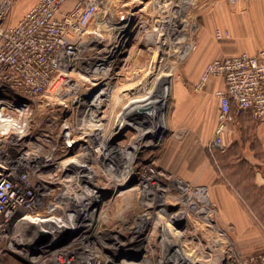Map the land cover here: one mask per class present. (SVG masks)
<instances>
[{"label": "rangeland", "instance_id": "obj_1", "mask_svg": "<svg viewBox=\"0 0 264 264\" xmlns=\"http://www.w3.org/2000/svg\"><path fill=\"white\" fill-rule=\"evenodd\" d=\"M30 1L17 2L11 23L20 20ZM258 2L107 0L61 58L56 77L41 96L20 101L0 94L9 122L0 128L5 133L0 137V171L12 173L31 203L1 231L7 249L0 264H34L39 259L37 264H56L54 258L58 263L61 253H75L78 264H172L181 256L187 264H247L264 252V207H245L239 197V206L231 203L225 189L218 196L220 204L213 195L215 179L226 187L238 183L240 193L248 169L231 166L223 157L229 151L213 146L209 102L202 107V94L194 90L206 64L217 57L212 56L215 50L225 44L213 34L217 26H226V20L218 24L219 16L242 14ZM159 97L160 103L141 108ZM136 111L145 123L132 121ZM147 131L154 133L144 138ZM102 144L112 146L117 159L122 153L130 156L124 160H129L121 178L124 185H116L102 169ZM235 154L242 158V149ZM73 161L88 166L93 178L83 170L69 171ZM227 189L236 195L231 184ZM76 195L78 201H101L80 216L91 215V227L35 235L34 224L22 220L51 214L72 222L69 213ZM23 233L25 240L31 237L27 253L52 241L55 247L32 253L34 260L25 257L26 251L20 254L19 245L9 250ZM90 251L97 257L83 263Z\"/></svg>", "mask_w": 264, "mask_h": 264}, {"label": "built area", "instance_id": "obj_2", "mask_svg": "<svg viewBox=\"0 0 264 264\" xmlns=\"http://www.w3.org/2000/svg\"><path fill=\"white\" fill-rule=\"evenodd\" d=\"M19 0H0V94L9 93L25 101L43 94L56 77L55 70L73 42L82 37L107 0H37L17 23H11ZM238 4L242 0H227ZM72 6L69 8V6ZM217 78L224 80L218 90V123L213 146L228 149L230 122L243 112L264 120V48L255 54H238L210 62L194 85L198 93ZM8 101V100H7ZM0 128L9 122L0 100ZM5 133L1 132L0 137ZM12 173L0 171V261L5 244L1 231L21 211L31 206L20 192ZM24 218V217H22ZM247 264H264V252Z\"/></svg>", "mask_w": 264, "mask_h": 264}, {"label": "crops", "instance_id": "obj_3", "mask_svg": "<svg viewBox=\"0 0 264 264\" xmlns=\"http://www.w3.org/2000/svg\"><path fill=\"white\" fill-rule=\"evenodd\" d=\"M33 2L34 0H31L27 4L23 13L32 7L31 4H33ZM223 20H226L224 23L226 26H217L213 34L217 42H224L225 44H223L221 48L215 50L212 56L217 57L211 59L206 66L218 58L235 56L243 53L255 54L260 49L264 48V0H259L256 6L253 5L251 8H247L245 11L243 10L242 14H221L218 19V24H221ZM218 36H221L220 38L225 41H219ZM224 87L225 84L222 78L213 79L209 85L206 86L204 91L201 92L202 95L200 96V105L202 107L205 106L207 101L209 102V107L212 111L209 113L210 121L214 122L212 125L215 126L213 127L214 130L218 123L219 112V98L216 92L224 89ZM239 128L243 136L242 134L239 136ZM227 141L228 149L226 152H229L223 157L226 156L225 160L227 161L231 160V166L233 167L239 168L241 165L246 167L248 169V174L242 177L243 184L241 185L242 190L240 193L237 190V187H239L238 183L232 184V182L227 181L229 183L227 187L231 184L233 190L237 192L236 195L231 194L224 184H218L216 179L215 183L212 181L213 186L211 189L217 203L220 204V202H218V196L223 193L225 189L227 197L231 196V203L238 204L239 206L240 203L236 201V197H239L245 207H264V120H255L248 111L241 113L239 117L234 118L230 122V131ZM240 148L242 149V158L235 154L239 152ZM223 157L220 156V159L222 160ZM211 168L214 170L213 167ZM215 178L219 180V176ZM234 180L237 182L235 177ZM245 181L247 183L246 185H244ZM245 188H247V190Z\"/></svg>", "mask_w": 264, "mask_h": 264}, {"label": "bare ground", "instance_id": "obj_4", "mask_svg": "<svg viewBox=\"0 0 264 264\" xmlns=\"http://www.w3.org/2000/svg\"><path fill=\"white\" fill-rule=\"evenodd\" d=\"M167 75V74H166ZM163 81V80H162ZM166 81V80H165ZM164 81V82H165ZM164 82H162V83H164ZM161 83V82H160ZM168 83V82H167ZM166 84V83H165ZM166 86V85H165ZM170 86H171V84H170ZM166 89H167V86H166ZM106 91V90H105ZM163 91V90H162ZM163 94V93H162ZM159 95V94H158ZM161 95V94H160ZM150 96V95H149ZM165 97V96H164ZM156 99V98H155ZM151 101H145V102H143L142 104V106H141V108H143V107H145V106H148V105H151V103H160L161 102V100H162V98H160L159 97V99H157V100H153V99H150ZM164 100V99H163ZM143 101V100H142ZM2 104H0V106H1ZM152 107V106H151ZM141 110V109H140ZM152 110V109H151ZM144 112H145V110H144ZM148 112V111H147ZM134 114V113H133ZM139 113H137V111L135 112V114L134 115H132L131 117H132V121L134 122V123H138V124H143V122H144V119H143V121L142 120H138V118L136 117V116H140L141 117V115L139 114ZM128 115V114H127ZM130 116V115H129ZM96 118H98V115H96L95 116ZM199 117V116H198ZM130 119V118H129ZM153 119V118H152ZM147 120V119H146ZM145 120V121H146ZM100 121V120H99ZM137 121V122H136ZM139 121V122H138ZM98 122V121H97ZM95 123H96V121H95ZM145 123V122H144ZM127 125H133V124H130V123H128ZM154 126V125H153ZM150 127H152V126H150ZM8 128V127H7ZM2 130V129H1ZM98 132L100 131H102V128H99V129H96ZM4 132V131H3ZM22 132V131H21ZM24 133V132H23ZM152 133H154V132H152V131H150V132H145L144 134H143V137L145 138V135H150V134H152ZM98 136V138H100V136H99V134H97ZM24 138H23V136H22V139H21V141L23 140ZM143 138H141V140H142ZM13 141H15V138H13ZM2 142V141H1ZM20 143V142H19ZM52 145V144H51ZM49 147V146H48ZM111 147L112 146H108V145H106V144H102V145H100L99 146V149H98V159H99V161H100V164L102 165V169L106 172V173H108V174H110L112 177H113V182H115L116 183V185H118V186H122V185H124V183H125V179H124V182L122 181V176H125V165H126V163L130 160V156L127 158L126 157V154H124V156H123V153L121 154V157L122 158H120V159H117V157H116V155H113L112 154V152H110L111 151ZM49 149V148H48ZM52 149V148H51ZM56 150V149H55ZM39 151V150H38ZM58 151V150H57ZM127 152V150H125V153ZM57 153V152H56ZM129 155V154H128ZM83 158V157H82ZM87 159V158H86ZM125 159H129V160H126V161H124ZM51 159H48L47 160V162L48 161H50ZM90 160V159H89ZM87 161V160H86ZM80 162V161H79ZM79 162H76V161H73L72 162V164L71 165H73V167L72 168H70L69 169V171H73V172H79V171H81V170H83V171H86V175H91L92 176V178H93V174H94V172L93 171H91L90 169H88V166H86V165H84V163L83 164H80ZM24 163V162H23ZM26 163V162H25ZM24 163V164H25ZM82 163V162H81ZM87 163V162H86ZM20 164V163H19ZM35 164V163H34ZM0 167H1V165H0ZM15 167V166H14ZM38 168V167H37ZM20 169V168H19ZM39 169V168H38ZM16 170V169H15ZM22 171V170H21ZM21 171H20V173H21ZM41 171V170H40ZM17 173V172H16ZM84 174V173H83ZM124 174V175H123ZM18 175V174H17ZM81 175V174H80ZM28 176V175H27ZM74 176V175H73ZM97 176V175H96ZM103 176V175H102ZM13 177V176H12ZM29 177V176H28ZM44 177V176H43ZM68 177V176H67ZM88 177V176H87ZM20 178V177H19ZM31 178V177H30ZM91 178V179H92ZM67 179V178H66ZM78 179V178H77ZM24 180V179H23ZM26 180V179H25ZM73 180V179H72ZM82 180V179H81ZM69 182V181H68ZM82 182V181H81ZM97 182V181H96ZM50 183V182H49ZM63 183V182H62ZM67 183V182H66ZM69 183H71V182H69ZM94 183V182H93ZM31 184V183H30ZM79 184V183H78ZM82 184V183H81ZM80 184V185H81ZM90 184L92 185V182H90ZM39 185V184H38ZM45 185V184H44ZM65 185V184H64ZM73 185V184H72ZM72 185H71V187H72ZM87 185V184H86ZM94 185V184H93ZM98 185V184H97ZM49 186V185H48ZM47 186V187H48ZM39 187H41V186H39ZM64 187V186H63ZM81 187V186H80ZM25 188V187H24ZM28 188V187H27ZM31 188V187H30ZM43 188H45V187H43ZM51 188V187H50ZM75 188H77V187H75ZM90 188V187H89ZM147 188V187H146ZM65 189V188H64ZM73 189V188H72ZM79 189V188H78ZM90 189H92V188H90ZM94 189V188H93ZM41 190V189H40ZM79 190H81V189H79ZM88 191V190H87ZM35 192V191H34ZM46 193H49V192H46ZM80 193V192H79ZM145 193V192H144ZM42 194V193H41ZM73 194V193H72ZM75 194V193H74ZM102 194V193H101ZM39 195V194H38ZM81 195V194H80ZM86 195V194H85ZM36 196V195H35ZM66 196V195H65ZM83 196V195H82ZM62 197V196H61ZM69 197H70V195H69ZM80 197V196H79ZM71 198V197H70ZM85 198V197H84ZM146 198V197H145ZM81 199V198H80ZM68 201V200H67ZM75 201V204H74V207L73 206H70V205H68V206H66V207H68V208H70V207H73L72 208V210L70 211V213H69V211H67V213H69V217H72V219H73V221L72 222H68V218L65 216V218L63 219L62 218V220L60 221L59 220V218L58 217H50V215H48L49 217L48 218H39V216H38V218H36V219H34V218H32V217H30V216H26V217H24V218H22V220H23V222L24 221H26V223L28 222V223H31V225L32 224H34V226L37 228V229H35L36 231H34V233H35V235H38L39 233H42V232H47V233H50L51 235H53V236H56L57 235V233L58 232H63V231H65V230H69V229H71L72 230V233H77V232H79V230H81L83 227H91V224L90 223H87V222H90V221H92L93 220V217H91V215H87V216H83L82 215V217H80L81 216V214L84 212V211H91V210H93V208L94 207H91V206H96L97 204H99L101 201L99 200V199H94V198H89L88 199V201L86 200L85 201V199L84 200H79L78 201V199H77V195H76V199L74 200ZM32 202V201H31ZM151 202V201H150ZM67 203V202H66ZM63 204V203H62ZM30 210V209H29ZM47 210H48V208H47ZM95 211V210H94ZM92 212V211H91ZM95 213V212H94ZM93 213V214H94ZM45 214V213H44ZM93 216H96V215H93ZM45 217H47V216H45ZM77 217V218H76ZM75 220L76 221H78L77 223H75ZM103 220V219H102ZM93 222H94V220H93ZM25 223V224H26ZM19 224V223H18ZM21 225V224H20ZM19 225V226H20ZM27 225V224H26ZM23 226V225H22ZM24 227V226H23ZM145 227V222L144 223H141V229L142 228H144ZM25 228H26V226H25ZM19 229H20V227H19ZM31 229V228H30ZM141 229H140V231H141ZM27 230V229H26ZM22 231V230H21ZM24 231V230H23ZM25 232V231H24ZM25 233H23V236L21 237H18L19 239L17 240H15L14 239V241L12 242V244L10 245V247H9V250H11V251H13L14 249H16L15 248V246H20L21 247V251H19L20 252V254H23L25 251H26V249H28V248H30V244H28V242L29 241H27V240H29V239H27V240H25V238H24V235ZM32 235V234H31ZM136 235H139V234H136ZM33 236V235H32ZM76 237V236H75ZM78 237V236H77ZM34 238V237H33ZM84 238V237H83ZM82 239V238H81ZM33 240V239H32ZM31 240V241H32ZM35 241V240H34ZM103 241V240H102ZM164 241H165V244H167V240L164 238ZM170 240H168V242H169ZM116 242L117 243H119L118 242V240H116ZM55 242L54 241H52V242H49V243H47V244H45V245H41V246H38V245H36V246H34L33 248H31V251L29 252L28 251V253H27V251L25 252L26 254H27V256H25L26 258H28V259H33V258H31V257H29V256H31L32 255V253H34L35 254V252L36 251H40V252H42V253H48L50 250H51V248H53V247H55L54 244ZM102 244V243H101ZM174 245H176V244H174L173 243V246ZM19 246L17 247V248H19ZM86 246H88V245H86ZM106 246V245H105ZM166 246V245H165ZM170 246V245H169ZM11 248V249H10ZM88 248V247H87ZM169 248V247H168ZM172 249V248H171ZM30 250V249H29ZM119 250V249H118ZM59 251V250H58ZM85 251V250H84ZM93 251V250H92ZM18 252V251H17ZM7 253V252H6ZM59 253V252H58ZM84 253V252H83ZM95 253V252H94ZM122 253H124V252H122ZM37 254V253H36ZM53 254H55L54 252H53ZM73 254H75V253H72V254H70V253H61L60 255H58L59 256V261H58V263H57V260H56V258H57V256H56V258H54V262L56 263V264H78L77 262H76V260H75V257H74V255ZM80 254V253H79ZM117 254V253H116ZM39 255H40V253H39ZM57 255V254H56ZM79 256V255H78ZM86 257L83 259V263H85L86 261L87 262H89V261H91V259H93V258H96V257H94V254L90 251V253L88 252L87 253V255H85ZM33 257V256H32ZM84 257V256H83ZM48 258V257H47ZM82 258V257H81ZM35 259V258H34ZM33 259V260H34ZM45 259V258H44ZM188 260V259H187ZM38 261H40V259L38 260ZM37 261V262H38ZM37 262H35V261H32V263H36L37 264ZM53 262V263H54ZM60 262V263H59ZM15 263V262H14ZM51 263V262H50ZM82 263V262H81ZM191 263V262H190ZM45 264V263H44ZM47 264V263H46ZM172 264H187V262H186V258H184V257H178V258H176L175 260H173V263Z\"/></svg>", "mask_w": 264, "mask_h": 264}, {"label": "water", "instance_id": "obj_5", "mask_svg": "<svg viewBox=\"0 0 264 264\" xmlns=\"http://www.w3.org/2000/svg\"><path fill=\"white\" fill-rule=\"evenodd\" d=\"M44 236H48V235H45V234H44Z\"/></svg>", "mask_w": 264, "mask_h": 264}]
</instances>
